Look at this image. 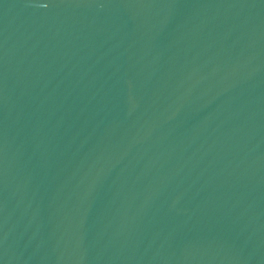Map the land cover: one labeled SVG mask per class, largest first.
<instances>
[{
    "label": "water",
    "instance_id": "obj_1",
    "mask_svg": "<svg viewBox=\"0 0 264 264\" xmlns=\"http://www.w3.org/2000/svg\"><path fill=\"white\" fill-rule=\"evenodd\" d=\"M0 264H264V0H0Z\"/></svg>",
    "mask_w": 264,
    "mask_h": 264
}]
</instances>
